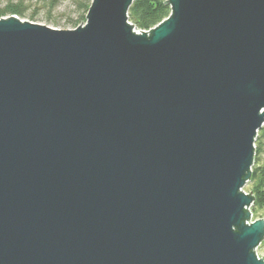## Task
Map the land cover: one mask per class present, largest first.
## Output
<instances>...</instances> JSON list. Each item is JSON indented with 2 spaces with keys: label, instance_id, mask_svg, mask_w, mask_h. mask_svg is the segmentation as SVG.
I'll return each mask as SVG.
<instances>
[{
  "label": "water",
  "instance_id": "obj_1",
  "mask_svg": "<svg viewBox=\"0 0 264 264\" xmlns=\"http://www.w3.org/2000/svg\"><path fill=\"white\" fill-rule=\"evenodd\" d=\"M134 1L0 19V264H264V0H169L141 35Z\"/></svg>",
  "mask_w": 264,
  "mask_h": 264
},
{
  "label": "rangeland",
  "instance_id": "obj_2",
  "mask_svg": "<svg viewBox=\"0 0 264 264\" xmlns=\"http://www.w3.org/2000/svg\"><path fill=\"white\" fill-rule=\"evenodd\" d=\"M168 1L169 0L166 2ZM91 2H93V0H0V9H5L9 4H16L19 6L22 12H24L26 17L19 18L15 15H10L6 17L7 19L16 17L19 18L22 23L26 22L32 25L42 26L50 30L72 31L80 26L83 27L84 25L88 24L87 16L92 6ZM87 7L89 9H87ZM128 22L133 26L135 33L138 35L149 33L151 30L157 27L155 26L150 30H139L131 21ZM250 179L246 182L245 187L241 189V192H243L245 195L251 194L249 191L250 189L247 187ZM251 196H253V194H251ZM254 202L250 207L251 212L255 209ZM257 219L264 220V208L260 211L257 210L255 215H252L250 223L255 222ZM256 254L258 255V258L264 260V241L256 250Z\"/></svg>",
  "mask_w": 264,
  "mask_h": 264
},
{
  "label": "trees",
  "instance_id": "obj_3",
  "mask_svg": "<svg viewBox=\"0 0 264 264\" xmlns=\"http://www.w3.org/2000/svg\"><path fill=\"white\" fill-rule=\"evenodd\" d=\"M166 1L135 0L129 10V21L139 30H150L158 26L171 14L172 9ZM87 9L89 8L87 7ZM10 15L19 18L26 17L16 4H9L5 9H0V19ZM259 131L255 141V164L252 168V177L247 184L255 198V209L252 210V215H255L257 210L260 211L264 208V126Z\"/></svg>",
  "mask_w": 264,
  "mask_h": 264
},
{
  "label": "built area",
  "instance_id": "obj_4",
  "mask_svg": "<svg viewBox=\"0 0 264 264\" xmlns=\"http://www.w3.org/2000/svg\"><path fill=\"white\" fill-rule=\"evenodd\" d=\"M248 224H251L250 222H248Z\"/></svg>",
  "mask_w": 264,
  "mask_h": 264
},
{
  "label": "bare ground",
  "instance_id": "obj_5",
  "mask_svg": "<svg viewBox=\"0 0 264 264\" xmlns=\"http://www.w3.org/2000/svg\"><path fill=\"white\" fill-rule=\"evenodd\" d=\"M135 2V1H134ZM255 163V162H254Z\"/></svg>",
  "mask_w": 264,
  "mask_h": 264
}]
</instances>
